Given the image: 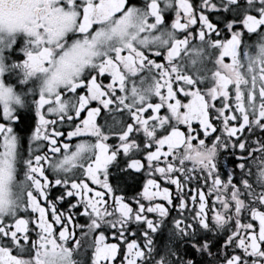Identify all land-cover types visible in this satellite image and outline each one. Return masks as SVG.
Returning <instances> with one entry per match:
<instances>
[{"label": "snow or ice", "instance_id": "snow-or-ice-1", "mask_svg": "<svg viewBox=\"0 0 264 264\" xmlns=\"http://www.w3.org/2000/svg\"><path fill=\"white\" fill-rule=\"evenodd\" d=\"M0 264H264V0H0Z\"/></svg>", "mask_w": 264, "mask_h": 264}, {"label": "flooded vegetation", "instance_id": "flooded-vegetation-1", "mask_svg": "<svg viewBox=\"0 0 264 264\" xmlns=\"http://www.w3.org/2000/svg\"><path fill=\"white\" fill-rule=\"evenodd\" d=\"M129 2L132 4H136L138 6H142L145 3V0H129ZM171 16H172V14L169 13L168 16L166 17V19H168L169 22H171ZM249 42H251V41H249ZM21 56H22V54L19 53L18 50L16 52L12 53L13 59H17ZM225 62H228V58H225ZM104 82L105 83L109 82L107 77L104 78ZM216 103L219 104V100L216 101ZM27 119H28V117L26 114V120ZM215 123H216V126L219 128V122H215ZM193 127L194 128L198 127V124H196L194 122ZM213 135H215V134H213ZM74 140H75V138H74ZM220 159H221V166L220 167H221L222 173H224L228 170H231L234 167L235 157L232 156L230 151L229 152H222ZM110 171L112 172V175L109 177L110 182H115L117 176L123 177V179L121 180V186H122L124 192L127 194V196L131 197V196L135 195L138 191L142 190L143 181L140 179L141 174L134 173L133 175L136 177V179H133L132 176L124 177L123 173H119L114 168H110ZM168 186L170 187V189H174V186H171V185H168ZM53 191L55 192L56 190L54 189ZM176 215H177L176 211L173 210L170 214V219H171V217H175ZM81 222H83L82 218H81ZM77 232L79 233V229L77 230ZM155 240H156L157 244L161 245V246L168 243L169 242L168 231L164 230L163 232L157 233L155 236ZM119 259H120V257L118 256L117 261H119Z\"/></svg>", "mask_w": 264, "mask_h": 264}]
</instances>
